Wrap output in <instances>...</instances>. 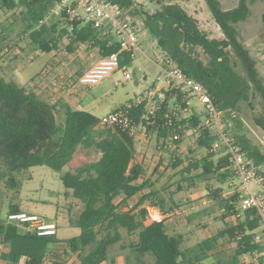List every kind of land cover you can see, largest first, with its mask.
Instances as JSON below:
<instances>
[{
  "label": "trees",
  "instance_id": "1",
  "mask_svg": "<svg viewBox=\"0 0 264 264\" xmlns=\"http://www.w3.org/2000/svg\"><path fill=\"white\" fill-rule=\"evenodd\" d=\"M60 1L0 0V9L18 13L12 22L19 26L16 39L27 37L36 51L48 53L66 40L64 47L68 53H72L77 44H89L97 48L101 57L119 52L121 66L132 64L133 57L128 51H120L114 35L100 36L92 23L70 19L64 10L51 13ZM109 1L126 10V17L133 24L139 19L166 57L202 84L223 113L226 134L262 172L259 167L264 164V152L241 132V103H249L255 94L261 98L263 112L254 114L253 120L264 132V85L256 69L257 61L242 44L238 30V23L251 14L249 0H204L222 32L221 37H210L192 14L172 0L161 3L153 11L136 6L134 0ZM10 42L9 31L2 29L0 57ZM16 42L18 40L15 41L17 47ZM231 54L239 60L244 75L234 69ZM167 94L171 103L181 100L178 95L173 98L170 91ZM169 107L167 100L161 103L152 114V124L146 125L156 132L157 140H163V145L173 140L174 133L181 137L184 130H191L202 118V114L192 108L190 117H173L169 122L164 116ZM142 110L143 105L131 109L130 116L135 122ZM97 124L98 117L89 111L71 107L63 100L46 101L34 90L0 74V178L7 176L5 182L16 186L12 178L14 172L45 165L60 172L63 186L82 204L76 218L70 220L80 232L65 240L63 255H75L81 264H101L108 260L109 248L119 244L125 251V264H143L144 258H150L152 264H199L218 236L226 234L236 242L232 259L224 263L231 264L241 252L254 247L252 237L260 225L259 217L254 209H249L236 218L238 194L229 192L234 185V174L227 166L226 157L212 150L217 138L214 130L201 129L193 133L196 147L202 149L204 155L188 161L183 171L199 170L195 176L209 182L208 193L229 224L219 235L207 237L194 247L182 248L183 235L167 232L166 217L147 223L146 202L159 208L164 216L167 211L162 199L155 198L153 190L143 192L151 185L149 179L138 181L144 169L140 163L132 162L134 137L116 128L99 129ZM79 147L87 156L92 150L98 152V156L62 171ZM180 162L176 157L171 165L177 167ZM137 194L136 203L130 205L129 199ZM19 210V205L10 204L4 216L0 215V242L3 244L0 259L6 264H20L21 259L24 264H45L53 257L52 248L59 239L56 234L37 235L6 221L9 212ZM240 234L242 237L236 239ZM51 264L65 263L52 260Z\"/></svg>",
  "mask_w": 264,
  "mask_h": 264
},
{
  "label": "rangeland",
  "instance_id": "2",
  "mask_svg": "<svg viewBox=\"0 0 264 264\" xmlns=\"http://www.w3.org/2000/svg\"><path fill=\"white\" fill-rule=\"evenodd\" d=\"M168 0H134L136 6L153 11L161 3ZM181 4L192 14L210 37H221L222 32L215 23L211 11L204 0H172ZM251 14L247 20L238 23V30L242 44L256 59V69L264 85V0H249ZM129 13V12H128ZM17 12H5L0 9V31H9L11 42L0 57V74L6 79H13L27 89L34 90L44 100L57 103L60 100L68 102L71 106L78 103V97L86 104V110L100 117L129 101H133L145 88L152 83L162 85L156 81L160 73L158 63L164 62L166 55L158 46L155 37L146 30L139 19H135L137 29V44L133 62L127 66L131 77L124 78L121 69L103 77L96 84L81 85L77 81L82 68L90 64V53L94 52L100 57L97 48L89 44H77L72 53L65 51L66 40L59 46L55 55L36 51L29 44V39L23 37L16 39L18 24L13 25L17 19ZM18 45L15 46V41ZM82 57L81 60L70 62L74 57ZM231 62L234 69L244 75V70L239 60L231 54ZM142 68V69H141ZM191 106L198 112L203 113V104L197 97L189 99ZM263 112V104L258 94L251 97L250 102L241 103L240 117L243 121L241 132L249 140L258 145L264 152V132L253 120L254 114ZM185 118V114H179ZM105 129L104 127H98ZM143 136L139 146L138 156L143 153L147 159L144 165L142 180L149 179L151 185L143 192L153 190L156 199H162L163 208L167 211L166 216L158 209V218L151 203L146 202L148 208L147 223L166 217L167 232L170 234H182V248L194 247L201 240L212 235H219L229 224L227 219L221 217L222 212L217 208L213 197L208 193V181H204L195 175L199 170L185 173L188 161L204 155V151L196 147L195 135L191 130H184L177 148L163 146L161 140H157L154 130L138 129V135ZM137 136V135H136ZM169 144V142H167ZM87 156L82 148H78L73 159L66 164L62 171L72 168L98 156V152L92 150ZM178 157L181 159L177 167L171 163ZM264 173V164L259 167ZM13 179L16 186L8 185L5 181L7 176L0 178V215L8 211L10 204L20 205L25 210H33L44 216L47 220H57L59 228L57 237L69 238L79 233V228L68 223L69 215L75 217L80 208L73 201L70 191L66 189L60 179V172L45 165L35 166L14 172ZM237 182V178L234 179ZM216 185L215 182H213ZM66 192V194H65ZM138 196L129 199V204H135ZM76 203V204H75ZM79 203V202H78ZM69 205L70 214L68 213ZM172 208V210H170ZM55 214L57 217L55 218ZM21 230H28L25 224L18 225ZM236 242L226 234L218 236L206 258L199 264H224L230 261L235 252ZM119 244L109 248L108 260L101 264H125V257ZM78 264H81L79 259ZM50 263V262H48ZM0 264H4L0 262ZM143 264H152L150 258H144Z\"/></svg>",
  "mask_w": 264,
  "mask_h": 264
},
{
  "label": "built area",
  "instance_id": "3",
  "mask_svg": "<svg viewBox=\"0 0 264 264\" xmlns=\"http://www.w3.org/2000/svg\"><path fill=\"white\" fill-rule=\"evenodd\" d=\"M60 10H64L70 19L92 23L100 36L114 35L119 43L120 51H128L131 57H134L136 50H139L136 25L126 17V10L119 4L109 0H61L51 9V13H57ZM117 69L122 70L124 78L131 77L127 66L119 64V52H112L100 57L92 67L77 77V81L81 85L96 84ZM159 69L160 73L156 81H161L162 85L154 83L145 88L133 101L98 117L97 127L120 129L136 137L139 128L146 129V125L152 124V114L161 103L167 100L170 104L164 114L170 122L173 117L184 118L179 116L182 113L185 114V118L190 117L193 107L189 99L191 96L197 97L203 104V113H201V120L191 129V132L197 133L201 129H211L216 132L217 138L212 143V150L226 157L228 168L233 172L234 179L237 178V182L234 181L229 191L238 194L236 218L240 217L243 211L254 209L260 220L259 227L253 231L254 247L241 252L231 264H264V173L258 171L234 139L226 134L223 113L214 104L202 84L190 78L168 57ZM168 91L172 92L173 98L178 95L181 100L171 103L170 99H167ZM140 105H143V110L139 120L135 122L130 116V111ZM143 121L146 124H143ZM172 139L178 140L180 135L174 133ZM173 140L164 145L177 148V143ZM161 141L163 144V140ZM5 218L10 223L25 224L28 230L37 235L57 233V223L46 220L37 213L19 210L9 212ZM241 237L242 234L237 235L236 239ZM0 249H3L1 242Z\"/></svg>",
  "mask_w": 264,
  "mask_h": 264
},
{
  "label": "crops",
  "instance_id": "4",
  "mask_svg": "<svg viewBox=\"0 0 264 264\" xmlns=\"http://www.w3.org/2000/svg\"><path fill=\"white\" fill-rule=\"evenodd\" d=\"M76 50V49H75ZM57 49H55V50H51L50 52H48V53H46L47 55H49V56H52V55H55L57 52ZM89 56H92V57H90V64H89V66L87 67V68H82V70H81V73L78 75V76H80L82 73H84L86 70H88L90 67H92L99 59H100V57H98V56H96L95 55V53L94 52H92V53H90V55ZM82 59V57H74L73 59H71V61L70 62H72V61H74V63H76V61H78V60H81ZM163 63V62H162ZM162 63H158V67L162 64ZM142 69V68H141ZM152 84H154V83H152ZM151 84V85H152ZM71 106V105H70ZM71 107H74V108H81V109H84V110H86V104H84L83 103V101L78 97V103L77 104H74L73 106H71ZM90 112V111H89ZM90 113H92V112H90ZM93 114V113H92ZM93 115H95V114H93ZM96 116V115H95ZM96 117H98V116H96ZM142 138H143V136H141V134H137V136L136 137H134V141H135V154H134V158H133V160H132V162H134V163H140L142 166H143V169H144V165H145V163L144 162H146L147 161V159L144 157L145 155L143 154V153H141V155H139L138 156V151H139V149L141 148H143V152H145V150H146V147L144 146H139L138 147V142H139V145L141 144V142H140V140H142ZM144 173V172H143ZM138 181L140 182V181H142V178H141V175H140V177H139V179H138ZM65 194H66V192H65ZM134 196H136V195H134ZM133 196V197H134ZM137 196H139L138 194H137ZM132 198V197H131ZM138 199V198H137ZM73 201L74 202H77V206L81 209L82 208V204L81 203H78V201L76 200V199H74L73 198ZM137 201V200H136ZM136 201H135V203H136ZM76 204V203H75ZM72 206L71 205H69V209H68V213L70 214V208H71ZM152 207H155V206H152ZM19 208H20V211H26V212H29V213H37V214H39L38 212H36V211H33V210H25L24 208H22L20 205H19ZM156 209H158L157 207H155V209L154 208H151V210H154L155 211V213H156V216L157 217H155V218H158L159 217V215H158V213H157V210ZM40 215V214H39ZM41 216V215H40ZM77 216V215H76ZM76 216L75 217H71L70 215H69V221H68V223L70 224V225H72L71 223H70V220H73V219H75L76 218ZM44 219H46L44 216H42ZM55 218L57 217V214H55V216H54ZM47 220V219H46ZM49 221H55L56 223H57V230H58V228H59V223H58V221L57 220H49ZM58 232V231H57ZM80 232V231H79ZM79 234V233H78ZM77 234V235H78ZM74 236H76V235H74ZM56 237H57V233H56ZM72 237V236H71ZM58 238V237H57ZM70 238V237H69ZM59 239V242H57L55 245H54V247L52 248L53 250V252H52V254H53V257H51L50 258V260L49 261H46V263L45 264H51V261L52 260H59V261H64V263L65 264H78L77 262H76V259H73V257H75V258H77L78 259V257L77 256H75V255H70V256H65V255H63V249L65 248V246H66V244H65V240L66 239H68V238H65V239H60V238H58ZM80 261V260H79ZM0 262H3L4 264H6V262H4V261H2L1 259H0ZM48 262H50V263H48ZM20 264H24V259H21V261H20Z\"/></svg>",
  "mask_w": 264,
  "mask_h": 264
}]
</instances>
